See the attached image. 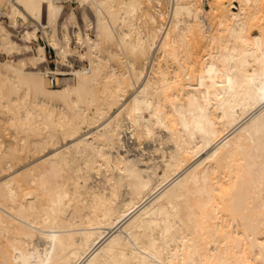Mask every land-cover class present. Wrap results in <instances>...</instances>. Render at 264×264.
Returning a JSON list of instances; mask_svg holds the SVG:
<instances>
[{"label": "bare ground", "instance_id": "1", "mask_svg": "<svg viewBox=\"0 0 264 264\" xmlns=\"http://www.w3.org/2000/svg\"><path fill=\"white\" fill-rule=\"evenodd\" d=\"M62 1L0 0V46L65 60ZM92 1L74 84L0 63V264H264V0Z\"/></svg>", "mask_w": 264, "mask_h": 264}, {"label": "rangeland", "instance_id": "2", "mask_svg": "<svg viewBox=\"0 0 264 264\" xmlns=\"http://www.w3.org/2000/svg\"><path fill=\"white\" fill-rule=\"evenodd\" d=\"M63 11L60 16V19L56 25L55 29V36L58 40V42L61 45H65L66 39L63 33L64 26H68V31L71 35V41H70V48L68 55L66 59H62L60 55L56 52L55 48L52 47V45L49 43V41L46 38V35L43 34L42 31H39L40 38L39 40L32 39L31 42L26 43L23 40V36L25 34L26 29L29 27H25L22 24L20 25H13L11 18L7 15L2 16L1 23L3 26H5V29L11 34V36L20 43V48H15L12 52H8L7 50L4 51V47L2 48L0 46V63L5 61H14L18 62L22 59L29 60L30 57L34 55L35 49L37 48L39 42L44 43L46 45V51L48 54V59L45 62L38 63L36 67L32 66L30 63H28L26 71H48L46 73V78L50 82L52 86H58L63 85L66 83L74 84L76 82V74L75 71L78 69H84L85 67L90 66V61L87 57H89V46L90 43L88 42L89 38L88 35L95 38L97 34V26H98V19L96 14V6L93 4L92 0H89L88 2H80V0H63ZM143 8L140 12H155L156 11V0H142ZM165 6V3L163 2V7ZM44 18H46V15H44ZM43 21L46 22L47 18ZM167 18V16H166ZM141 21V26L144 28L150 27L151 21L149 15L145 16ZM90 23V24H89ZM75 25H77L80 29L81 38L79 39L75 33ZM1 37V36H0ZM1 42V40H0ZM28 44V45H26ZM19 50V51H18ZM22 52H21V51ZM88 54V55H87ZM125 58V57H124ZM55 76L54 82H51V76ZM1 122H5V120L1 119ZM8 124V123H7ZM6 127L3 128L4 132L5 129L7 135V140H14L16 137L15 135L16 131L15 128L9 127L8 124ZM8 128V129H7ZM13 138L9 135V131ZM82 130H87V126H83ZM8 132V133H7ZM5 134V133H4ZM5 134V135H6ZM127 133H123V140H126L127 143H129V146L126 145V147L133 148L134 151L139 149L141 145L139 142L142 143L146 147V149L149 151L150 149H153V146L155 144L154 140L149 138H142L141 140L135 139L131 134V136L126 135ZM129 134V133H128ZM129 136V137H128ZM5 138V136H4ZM9 138V139H8ZM149 154V153H147ZM154 156V154L152 155ZM64 173L68 174L67 171H64ZM68 186H72L71 179H68Z\"/></svg>", "mask_w": 264, "mask_h": 264}, {"label": "built area", "instance_id": "3", "mask_svg": "<svg viewBox=\"0 0 264 264\" xmlns=\"http://www.w3.org/2000/svg\"><path fill=\"white\" fill-rule=\"evenodd\" d=\"M54 80H55V76L52 75V76H51V81L54 82Z\"/></svg>", "mask_w": 264, "mask_h": 264}]
</instances>
